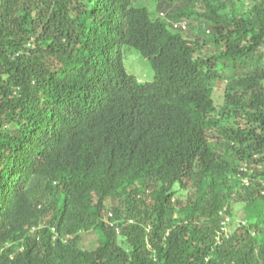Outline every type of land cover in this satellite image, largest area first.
<instances>
[{"label": "trees", "instance_id": "1", "mask_svg": "<svg viewBox=\"0 0 264 264\" xmlns=\"http://www.w3.org/2000/svg\"><path fill=\"white\" fill-rule=\"evenodd\" d=\"M0 264H264V0H0Z\"/></svg>", "mask_w": 264, "mask_h": 264}, {"label": "rangeland", "instance_id": "2", "mask_svg": "<svg viewBox=\"0 0 264 264\" xmlns=\"http://www.w3.org/2000/svg\"><path fill=\"white\" fill-rule=\"evenodd\" d=\"M152 6V5H151ZM197 23H189V28L186 32L184 33V36H193L196 34L195 28H196ZM136 52H134V50L130 47H125L124 49V61H125V68L126 71L129 74H132L134 76H137L140 78L139 79H144L147 80L149 79V72L146 70H142L141 73V69L142 66L140 65V61H144V59L142 57H140L137 53V55L135 54ZM131 57H136L135 59L131 58ZM145 65L147 67L150 68L148 61L145 62ZM215 92H214V102L215 105L221 106L223 104V90H224V86L223 87H217L215 88ZM173 192L175 193L174 197L176 198H180L182 199V203H186V191H182L179 190L177 187H175L173 189ZM245 208L242 209V206L237 204V205H233V212H232V217H227L225 219V221L222 223V226L224 228V231L226 233H229L230 231L234 230L236 228L237 222L242 221V223L246 222L245 218L246 216H248L247 213H249L248 209L247 211L245 210ZM246 214V215H245ZM96 236L95 235H87L84 237L82 243L86 248H90L93 246V244L96 241Z\"/></svg>", "mask_w": 264, "mask_h": 264}, {"label": "clouds", "instance_id": "3", "mask_svg": "<svg viewBox=\"0 0 264 264\" xmlns=\"http://www.w3.org/2000/svg\"><path fill=\"white\" fill-rule=\"evenodd\" d=\"M156 18H158V19H160L162 21H165L166 23L169 21L168 18H167V15L165 14V12L159 13ZM170 23H172V28L175 29V30H178V32L180 34H182V35H184L183 32H186L188 30V28H189V22L186 21V20H179V21L177 20V21L170 22ZM125 47L132 48L134 50V52H136L140 57H142L144 59V61H140V65L142 66L141 73H142V70H146L147 69V71L149 72V79H147V80L139 79L140 76L137 77V76H134L132 74H130V75L134 76L138 80V82H141V83L150 82L152 80V78H153V72H152L151 65H150V62H149L148 58L140 55V53L137 51V48H135L134 46L128 45V44H126L124 42H120V43H118L116 45L115 48H116V51L119 52V54L121 56L122 63H123V66H124L126 74H129V73L126 71V68H125V61H124V49H125ZM131 58L135 59L136 57H131ZM146 61H148V64H149L150 68L145 65ZM97 103L101 106L104 103V101H100V102H97Z\"/></svg>", "mask_w": 264, "mask_h": 264}]
</instances>
